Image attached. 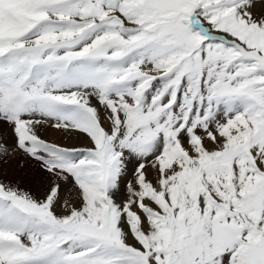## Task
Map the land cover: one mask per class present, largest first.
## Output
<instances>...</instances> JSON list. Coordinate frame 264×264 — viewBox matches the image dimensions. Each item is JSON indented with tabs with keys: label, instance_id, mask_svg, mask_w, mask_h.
Instances as JSON below:
<instances>
[{
	"label": "snow or ice",
	"instance_id": "6c2138e0",
	"mask_svg": "<svg viewBox=\"0 0 264 264\" xmlns=\"http://www.w3.org/2000/svg\"><path fill=\"white\" fill-rule=\"evenodd\" d=\"M0 264H264V0H0Z\"/></svg>",
	"mask_w": 264,
	"mask_h": 264
}]
</instances>
